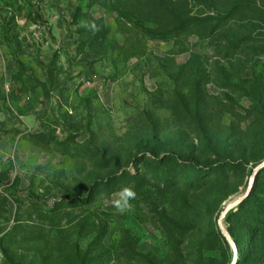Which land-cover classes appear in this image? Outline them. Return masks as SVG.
<instances>
[{"label":"rangeland","instance_id":"obj_1","mask_svg":"<svg viewBox=\"0 0 264 264\" xmlns=\"http://www.w3.org/2000/svg\"><path fill=\"white\" fill-rule=\"evenodd\" d=\"M263 161L264 0H0V264H264Z\"/></svg>","mask_w":264,"mask_h":264},{"label":"clouds","instance_id":"obj_2","mask_svg":"<svg viewBox=\"0 0 264 264\" xmlns=\"http://www.w3.org/2000/svg\"><path fill=\"white\" fill-rule=\"evenodd\" d=\"M136 197L134 190L130 188L120 189L113 197L111 203L116 214L131 213L133 211V205L131 203Z\"/></svg>","mask_w":264,"mask_h":264},{"label":"water","instance_id":"obj_3","mask_svg":"<svg viewBox=\"0 0 264 264\" xmlns=\"http://www.w3.org/2000/svg\"><path fill=\"white\" fill-rule=\"evenodd\" d=\"M264 164V161L261 163V164H259L257 167H256V171H258L261 167H262V165ZM246 195H247V192H245L242 196H238V197H235V198H233L232 200H230L228 203H227V205L224 207V210H223V212L221 213V217L225 214V212H227L229 209H232V208H234L244 197H246ZM221 229H222V226H221ZM223 230V229H222Z\"/></svg>","mask_w":264,"mask_h":264},{"label":"bare ground","instance_id":"obj_4","mask_svg":"<svg viewBox=\"0 0 264 264\" xmlns=\"http://www.w3.org/2000/svg\"><path fill=\"white\" fill-rule=\"evenodd\" d=\"M225 205H227V203Z\"/></svg>","mask_w":264,"mask_h":264}]
</instances>
